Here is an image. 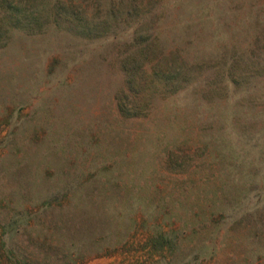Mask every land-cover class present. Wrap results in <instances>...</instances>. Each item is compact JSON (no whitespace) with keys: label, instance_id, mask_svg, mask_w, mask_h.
<instances>
[{"label":"rangeland","instance_id":"obj_1","mask_svg":"<svg viewBox=\"0 0 264 264\" xmlns=\"http://www.w3.org/2000/svg\"><path fill=\"white\" fill-rule=\"evenodd\" d=\"M36 3L0 47V264H264V0Z\"/></svg>","mask_w":264,"mask_h":264},{"label":"trees","instance_id":"obj_2","mask_svg":"<svg viewBox=\"0 0 264 264\" xmlns=\"http://www.w3.org/2000/svg\"><path fill=\"white\" fill-rule=\"evenodd\" d=\"M38 0H0V22L3 26L0 29V47H4V40L6 34L15 28H37L41 26V17L42 10L39 8V3H36ZM56 12H60L59 4L54 5L53 8ZM58 10V11H57ZM135 10V6L132 4L128 5L127 13L128 15L132 14ZM135 59V58H134ZM201 66V65H200ZM199 66V67H200ZM182 73L179 71L175 74V78H180ZM169 79H174L173 75H170ZM125 108H122L121 111L124 113ZM17 264H21L18 262Z\"/></svg>","mask_w":264,"mask_h":264}]
</instances>
